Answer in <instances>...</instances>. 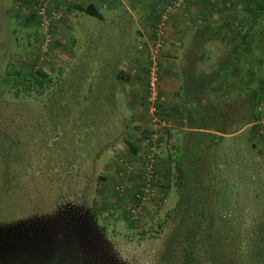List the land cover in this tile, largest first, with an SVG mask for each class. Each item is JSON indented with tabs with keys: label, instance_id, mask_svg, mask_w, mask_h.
<instances>
[{
	"label": "trees",
	"instance_id": "1",
	"mask_svg": "<svg viewBox=\"0 0 264 264\" xmlns=\"http://www.w3.org/2000/svg\"><path fill=\"white\" fill-rule=\"evenodd\" d=\"M171 1L169 0L167 5ZM157 6L166 5L159 3ZM194 7L198 9L196 13L192 11ZM66 12H71L70 14L78 12L77 17L80 20L88 17L100 22L104 21L99 6L92 4L75 6L69 4ZM154 12V21L150 25L152 29L161 19V14L156 13V8ZM177 12L183 14L187 12L191 17L185 23L183 20L185 31L180 33V39L175 43L171 41L172 33L169 27L171 24L168 21L166 52L168 54L170 48L176 52L171 59L178 65L175 77L180 102L173 105V109L169 111L168 108L165 110L163 108L161 81L164 76L162 58L167 55L165 52L160 59L159 94L162 101L158 102V107L156 106L158 111L155 116L167 124L165 128L158 129V133L166 136L164 142L166 147L161 153L162 143L159 145L160 153L155 155L153 163L155 169L153 187L156 195L158 192L161 193L157 191L159 186L164 193V198L157 200L166 202L165 199L168 200L171 195H175L177 201L162 219L160 218L162 215L160 211L164 209L161 207L162 202L154 206L156 208L150 210L151 213L144 214H148V218L152 217L149 222H157L160 230L170 231L157 264H264V222L260 223L259 233L254 236L255 239L243 234L245 231L242 228H237L235 231L229 224L218 223L212 212L210 187L207 186L210 183L207 180L214 179L211 174L212 163H214L213 170L217 173H220L221 169L224 170L223 166L219 167L217 159L213 160V157L222 148L225 136L249 129L251 135H258V139L254 136L250 138L252 149L249 151L256 152L259 144L264 147V125L261 124L264 117L262 113L264 0H193L185 9ZM119 19L124 20V22L121 20L122 23L118 26L119 37L114 38L116 34L113 32H116V27H113L114 29L106 35L108 36L106 40L100 38L108 45L104 48L112 47L111 56L116 60L114 65H110L109 59H99L96 50L91 54L79 55L81 43L79 40H74V45L67 46L72 50V59L75 61L71 63L67 72L60 73L56 78L53 73L37 65L40 57L36 62H24L25 66L20 69H7V75L0 83L3 88L0 108L7 103L15 105L24 102L27 106H41L43 111L47 110L48 116L45 126L40 122L38 125H33L36 122L33 116L30 135L33 137L42 132L43 137L40 136L42 138L40 143L28 139L29 144H21L22 140L27 141L28 130L17 127L13 122L5 121V118H0V148L6 146L12 153L15 147L14 154L17 155L15 156L17 160L13 158L8 162L2 161L0 157V166L3 168L0 171L8 168L15 186L17 167L24 166L21 164L25 163V158L16 153H22L25 149L26 154L29 153V159L31 153L37 155V161L42 163L43 168H52V165L57 164L59 160V167L65 171L61 172L63 176L62 174L58 176L72 180L68 182H73L74 185L93 178L94 167L97 162L99 163V155L104 149H111V157L115 159V155L118 154L117 149L113 150L116 143L111 141L105 146L100 140L104 134L108 137L111 135L110 129L117 111H121V105L125 108L120 94L122 83L134 88L127 93L128 102H124L132 103L135 108L136 104L142 103L150 113L148 102L150 63L146 56L148 50L139 51L146 37L141 32L134 34L130 30L128 26L132 19L125 15ZM87 34L93 36L91 32ZM89 36L86 38L87 42L85 41L88 45L84 44L88 50L95 42V38L91 39ZM139 36L142 37L140 41ZM131 39H135L132 46L129 45ZM149 39L150 44H155L156 34L153 31ZM113 42L119 45H111ZM40 44L42 45L43 41ZM131 56L140 57L146 65L147 70L144 67L142 69L143 80L134 70L131 71V67H128L130 71L121 67L131 59ZM111 66H114V69ZM141 92L144 94L143 97ZM150 119H152L151 115ZM107 121L110 122L109 126H106ZM69 124L73 125L72 132H68ZM130 128L126 127V137L130 138H126L129 157L120 159L117 164L120 169L118 178L121 181L135 170L138 171L139 182L134 190L121 182L114 189V201L107 204L99 202V204L95 198L89 199L74 190V187L71 189L69 187L65 194L60 196L57 204L51 202L45 209L24 208L23 211L28 212L31 221L29 228L31 237H36L35 240L39 239L43 243L38 246H36L37 242L31 243L35 245L34 249H24L25 253L32 255L37 252L38 258L47 254L49 260V257L52 255L55 257L58 251L52 248L65 249L66 240L72 236L86 240L87 246L95 240L109 242L107 239L109 219L113 218L116 222L124 219L132 224L137 223L136 221L142 222L144 217L134 219L132 211L142 205L143 192L140 190L145 183L142 175L143 166L151 163L150 136L154 129L150 128V131L143 135L142 142H146V145L142 146L138 140L134 141L131 138ZM164 130L165 133H162ZM60 133L62 138L58 136L57 142L50 143L51 136ZM83 135L87 141H80L77 144L75 139H81ZM175 136L177 143L171 149L168 140ZM16 140H19V145ZM99 148L98 153L95 150ZM140 151L144 153L140 155ZM225 152L226 159L229 157V152L227 153V149ZM40 154L46 155L45 158H41ZM95 154L99 155L95 156ZM261 155H264V152L258 153L257 161ZM129 159L138 161V166L127 161ZM45 162L48 163L46 167ZM262 166L264 167L263 164ZM246 169H249V165ZM97 181L105 182L107 178L100 175ZM50 182L57 184L54 178H51ZM63 182L65 187L66 181ZM2 185L3 181L0 177V186ZM18 188L25 198L23 187L18 186ZM3 189L5 188H2L4 197L6 189L4 191ZM123 201L130 206L123 208ZM53 206H56V209H53ZM120 210L121 212L118 213ZM60 229L66 234V238H63L65 240L55 241L53 238L51 240V235L56 236ZM9 253V260L21 262L30 260L25 253H18L22 256L18 257L19 259H16L19 256L16 253ZM247 253L251 254L247 255ZM54 261L55 258L52 259V262Z\"/></svg>",
	"mask_w": 264,
	"mask_h": 264
},
{
	"label": "rangeland",
	"instance_id": "2",
	"mask_svg": "<svg viewBox=\"0 0 264 264\" xmlns=\"http://www.w3.org/2000/svg\"><path fill=\"white\" fill-rule=\"evenodd\" d=\"M74 3L75 0H0V83L1 79L7 75L8 68L20 69L25 66L27 63L26 61L36 62L38 57H40V60L37 65L43 70L53 73L55 78L60 73L63 74L64 71L67 72L71 63L75 61L72 59V50L67 45H74V40H79L81 43L79 47L80 50L78 51L79 55L91 54L93 50H96L99 59H109L110 65H114L116 60L111 56L112 47L104 48L108 45L103 43L100 38L106 40V38H108L106 35L109 34L112 26L116 27V32H113L116 34L114 38L119 37L117 32L120 24L117 25L115 23L121 20L124 22V20L110 18V22L113 20V23H111L112 25L110 24L111 27L108 23L105 25L103 22L88 17H84V19L80 20L77 14L75 17H72L70 13L66 12L69 4ZM41 6L50 20L48 27L43 25L42 16L39 14V8ZM156 8H158V6ZM192 11L196 13L198 9L194 7ZM108 12L109 11H106L105 13ZM143 12L144 11H142V13ZM138 14L139 12L136 11L134 17H138ZM147 15L148 14L145 12L144 16ZM169 15V22L171 24L169 27L172 33L171 41L175 43L180 39V33L185 31L183 20L185 23V21L191 17L187 12L183 14V12L177 11H172ZM141 19L143 18L141 17ZM137 20L132 19L131 22L129 21L128 27L134 34H139L141 30H143L141 33L146 37V40L143 41L150 43L149 38L153 31L150 26L151 23L148 24L147 29H142V23ZM139 28H141V30ZM74 31L76 32L74 33ZM89 32L93 33V36H89L87 34ZM87 36L91 39L95 38V42L90 45V50H88L87 46H84V44H87ZM134 40L135 39H131L129 45L132 46ZM138 40H142V37L139 36ZM42 41L43 44L41 45L40 43ZM111 45L117 46L119 44L113 42ZM175 53L176 52L170 48L168 54L166 52L167 55L164 59L162 58V70L164 75L161 81L162 98L164 99L163 108L164 110L168 108V111L173 109V105H177L180 102V97L178 98L177 96L179 88L175 77L178 65L171 59ZM121 67L128 71H130L128 67H131V71L134 70L135 74L141 77L144 75L142 71L143 67L147 70L146 65L138 56H131V59L126 61V64L124 63ZM111 68L114 69V66H111ZM143 78L144 76L141 79L143 80ZM121 88V101L122 104H125V108L121 105V111H117L112 122L113 126L110 129L112 130L110 132L111 135L108 137L104 134L102 135L103 138L100 140L101 144L105 146L108 145V142H115L116 145L113 150L117 149L116 151H118V154L115 155V159H112L110 153L111 149H104L101 151V154H98L100 156L99 163L97 162L94 167L95 173L93 178L86 180L85 183L74 185L73 182H68L72 180L60 178V176H58L62 174V171H65L59 167V160H57V164L55 163L52 165V168H43L42 163H38L35 153H33V155L31 153V159H29V153L27 152L26 154V149L23 145L22 147L25 150H23L22 153H16L20 154L22 158H25V163L21 164L24 166L20 167L19 165L17 167L18 171L16 170L17 172L15 173L16 186L10 178L11 174L8 172V168L5 171H0V177L3 181L2 187L0 186V201H2L0 202V264L47 263V254L44 257L31 258L28 262L17 260L9 263L11 260H9L10 256L8 257V254H10L9 252H14L16 254L25 253L24 249L34 247V245L28 243L29 240H35L36 237H31L32 233H30L29 230V228H31V221L28 218V212L23 211L24 208H48L49 204L51 202L56 203L69 187V189L74 187V190L79 191L81 195L83 194L89 197V199L95 198L97 203L103 202L104 204L114 201V189L117 184L121 182L125 183L128 188H133L134 190L135 185L139 182V173L137 170L127 175L123 181L118 178L120 177L118 176V170H120L118 169V161L129 157L128 145L126 144V138H128L126 137V127H131L129 130V135H132L131 138L134 141L138 140L139 144L145 146L146 142H142L143 135H146L147 131L149 132L150 128H153V124L148 110L142 106V103L140 105L136 104V108L132 106V103H125L128 102V91H132L134 88L123 83L121 84ZM2 90L3 88L0 84V98H2ZM141 94H143V92H141ZM143 96L144 94L142 97ZM36 107L38 106H27L26 103L21 102L15 105L7 103L0 108V118H5V121L13 122L17 127L25 128L29 131V134L25 132L28 134L26 137L27 141L22 140L21 144H29L28 139L34 143H40L42 141V132L33 137L30 135L33 116L36 118V122L33 123V125H38V122H40L41 124L44 123L43 126H45L48 121V116L46 114L47 110L43 111L41 106L38 108ZM262 113L264 114V109ZM109 121H107L108 123L106 122V126H109ZM261 124L264 125V117ZM69 126L70 129L68 132H72L74 130L73 125L69 124ZM76 127L77 126H75V128ZM250 132L251 131L247 129L238 134L225 136L222 148L218 150L217 155L213 157V160L217 159L219 167L223 166L224 170L222 171L220 168L221 172H218V174L217 171L213 170L214 163H210L212 166L211 174L214 179H208L207 181L210 183L207 186L210 187L209 198L212 202V212L214 213L216 221L220 224L231 225V227H234L235 231H237V228H242L245 231L243 234L255 239L254 236L259 233L260 223L264 222V167L262 166V164L264 165V155L260 156L259 161L256 159L260 151L264 152V147L259 144L256 147V152L252 151L253 153H251L249 151L252 149V141H250V138L254 136L258 139V135H251ZM162 133H165V130ZM61 135L62 133L54 134V136L52 135L49 139L50 143L54 141L57 142L58 139L56 137L60 136L62 138ZM160 136L162 153V150L166 147V144H164V142H166V136L163 134H160ZM18 141L19 140L15 141L17 145H19ZM75 141L78 144L80 141L87 140L83 135V138L75 139ZM176 141V136L168 140L171 149L172 146L177 143ZM14 148L12 153L6 146L0 148V157L2 161L8 162L10 159L17 156L14 154ZM226 149L227 153L229 152V157L225 159ZM99 150L100 148L95 151L99 153ZM143 153V151H140V155ZM96 155L97 154H95V156ZM45 156L44 154H40L41 158H45ZM84 157L86 158L87 155ZM92 157L94 156L92 155ZM127 161L138 166V161L134 162L132 159ZM46 164L48 163H44L45 167ZM248 165L249 169H246ZM159 168H161V166ZM0 169L3 168L0 166ZM63 175L64 174H62V176ZM100 175L105 176L107 181H97V177ZM51 178H54L57 184L50 182ZM63 181H66L65 187V182ZM18 186L23 187L25 198L21 194ZM3 187L6 189L4 197L2 192ZM5 189H3V191ZM157 191H161V193L158 192L156 197L152 199L153 201L151 200L152 202L145 210V213H151L150 210H155L156 207L154 206L162 202L157 200L159 198H164V193L162 189H160V186ZM165 200L166 202H162L163 206H161L164 208L160 211L162 213L161 219L166 216V212L170 208L175 206L177 201L175 195H171L168 200ZM122 205L123 208H125V206H130L129 203L125 201H123ZM53 209H56V206ZM120 212L121 210L118 213ZM147 215L143 216L144 219L141 223L136 221L137 223L135 224L131 222L127 223L124 219L119 222L114 221L113 218L109 219L110 228L107 235L109 242H99L89 249L84 248L86 240L78 238L77 236H72V238L66 240V248L63 249L62 252L56 251L54 258L58 260L66 256L67 263H74L77 258L75 263L88 264L87 259L91 256V253L98 256L103 251L106 252L107 250L109 254L108 259H112L115 264H157L170 231L168 229L164 231L160 230L157 222H149L152 217L148 218L149 215ZM223 216L228 217V219ZM55 237H57V241L60 239L62 240L66 238V234L60 229ZM31 242L32 241H30V243ZM61 253H64V255L62 256ZM250 254L251 253H247V255ZM29 256L33 257L34 254ZM29 256L27 257L29 258ZM18 257H21V255L17 256L16 259H19ZM57 264L62 263L59 262ZM63 264L66 263L63 262Z\"/></svg>",
	"mask_w": 264,
	"mask_h": 264
},
{
	"label": "built area",
	"instance_id": "3",
	"mask_svg": "<svg viewBox=\"0 0 264 264\" xmlns=\"http://www.w3.org/2000/svg\"><path fill=\"white\" fill-rule=\"evenodd\" d=\"M193 0H172L170 4L166 6H159L157 8V12L161 14V19L157 23L156 27L153 29V32L156 34L155 44L148 43L143 41L142 45L139 47V51L148 52L146 56L149 60V99L148 102L150 104V115L152 116L151 122L153 124L154 132L151 133V155L149 156L150 164L143 166V181L145 182L143 187L141 188V192H143L142 197V205L141 207L132 211V216L134 219H139L144 216L146 208L150 205L151 200L156 197V190L154 189L155 183V169H154V160L155 155L160 153L158 149L161 144V136L158 133V129L165 128L167 126L166 122L161 121L158 117L155 116L157 113V104L161 100L159 94V83H160V75H161V57L167 50V38H168V21L169 14L172 11H181L186 8L187 4ZM163 9V11H162ZM39 14L42 16V22L45 27L49 25V18L44 13L43 8H39ZM49 38V37H48ZM157 106V107H156ZM161 147V146H160Z\"/></svg>",
	"mask_w": 264,
	"mask_h": 264
},
{
	"label": "crops",
	"instance_id": "4",
	"mask_svg": "<svg viewBox=\"0 0 264 264\" xmlns=\"http://www.w3.org/2000/svg\"><path fill=\"white\" fill-rule=\"evenodd\" d=\"M160 2L162 3L164 2L163 5H167L169 0H75L74 6L81 5V4H84V5L92 4V5H96L97 7L99 6L100 11H102L104 15L103 24L105 25L108 23V25L110 26V24L113 23V20L110 22L109 20L110 18H113L116 20V19H119V17H123V15H125L126 17L130 19H136V20L138 19L137 21H140L142 23V29H147V26L149 23L153 24V21H154L153 14L155 13L154 10L157 7L156 5ZM106 11H109V12L105 13ZM136 11H138L139 15L141 16L134 17V13H136ZM142 11L144 12L142 13ZM156 11H157V8H156ZM145 12L148 14L147 15L148 17L144 16ZM71 15L72 17H75L76 13H72ZM141 17L143 19H141ZM145 18H148V19H145ZM119 22L115 24L117 25L121 24V21ZM111 28L114 29L113 26ZM139 29L141 30V28ZM141 32H143V30H141Z\"/></svg>",
	"mask_w": 264,
	"mask_h": 264
},
{
	"label": "flooded vegetation",
	"instance_id": "5",
	"mask_svg": "<svg viewBox=\"0 0 264 264\" xmlns=\"http://www.w3.org/2000/svg\"><path fill=\"white\" fill-rule=\"evenodd\" d=\"M61 240V239H60ZM97 243H99L97 240H95V241H93L92 242V244H89V246H87V245H85L84 246V248H87V249H89V248H91V247H93L95 244H97ZM84 248H83V250H84ZM52 249H58V251H60V252H62V247H58V248H52ZM52 249L50 250V251H52ZM107 253V254H106ZM21 254H24V253H21ZM34 254V256L33 257H31V256H29L30 254H25L26 256H29V259H31V258H36V257H38V253L36 252V253H33ZM62 254V253H61ZM83 254V253H82ZM18 255V254H17ZM64 255V253L62 254V256ZM67 255V254H66ZM8 257H9V255H8ZM22 257V256H21ZM108 257H109V254H108V251L106 250V252H102L101 254H99L98 256H96V254H94V253H91V256H89V258L87 259V263L88 264H115L114 263V261H112V259L110 260V259H108ZM54 258V255H52V256H50L49 257V260H47V263L46 264H57V263H62L63 264V262L64 263H66V264H71V263H67L66 262V259H67V257L65 256V258H60V259H58V260H56V261H54V262H52V259ZM79 259H80V257H79ZM60 260V261H59ZM15 260H13V259H11L10 260V262L9 263H11V262H14Z\"/></svg>",
	"mask_w": 264,
	"mask_h": 264
},
{
	"label": "water",
	"instance_id": "6",
	"mask_svg": "<svg viewBox=\"0 0 264 264\" xmlns=\"http://www.w3.org/2000/svg\"><path fill=\"white\" fill-rule=\"evenodd\" d=\"M52 237H51V240H52V238L53 239H55V241H57V237H55V235H51ZM43 239V238H42ZM50 239V238H49ZM37 242V245L36 246H38V245H40V244H43V243H41V241L38 239V240H32V242L31 243H36ZM29 244H31L30 242H28ZM31 245H34V244H31ZM35 246V245H34ZM29 249H34V247L33 248H29ZM77 261V258L75 259V261H74V263ZM75 264H78V263H75Z\"/></svg>",
	"mask_w": 264,
	"mask_h": 264
}]
</instances>
